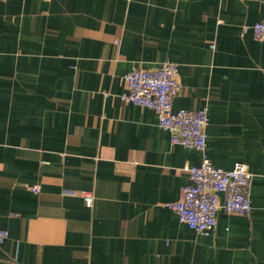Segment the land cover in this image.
I'll use <instances>...</instances> for the list:
<instances>
[{
  "label": "crops",
  "instance_id": "crops-1",
  "mask_svg": "<svg viewBox=\"0 0 264 264\" xmlns=\"http://www.w3.org/2000/svg\"><path fill=\"white\" fill-rule=\"evenodd\" d=\"M262 20V0H0V264H264ZM164 62L211 164L251 174L250 215L207 236L166 207L201 154L118 98Z\"/></svg>",
  "mask_w": 264,
  "mask_h": 264
},
{
  "label": "built area",
  "instance_id": "built-area-1",
  "mask_svg": "<svg viewBox=\"0 0 264 264\" xmlns=\"http://www.w3.org/2000/svg\"><path fill=\"white\" fill-rule=\"evenodd\" d=\"M252 36L255 41H264V20L252 26ZM178 72V65L170 62L150 70L132 69L123 77L125 91L118 98L124 104L152 110L159 128L168 133L171 145L201 154L197 166L185 168L188 183L181 190L180 200L166 207L189 229L207 236L215 227L219 210L236 216L250 215L252 207L247 189L251 174L243 163L236 162L230 170L211 164L206 154L207 110L172 109V99L180 90ZM30 190L38 193L39 188L32 186ZM80 196L86 207L92 206L91 193L80 192ZM7 238L8 231L0 227V244Z\"/></svg>",
  "mask_w": 264,
  "mask_h": 264
}]
</instances>
